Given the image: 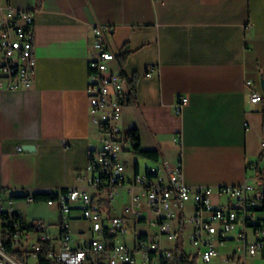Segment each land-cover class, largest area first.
<instances>
[{"label":"crops","instance_id":"0c3cea01","mask_svg":"<svg viewBox=\"0 0 264 264\" xmlns=\"http://www.w3.org/2000/svg\"><path fill=\"white\" fill-rule=\"evenodd\" d=\"M9 5L35 12L34 83L0 90V185L13 189L26 217V194L86 187L92 175L89 152L100 145L101 133L90 119L88 55L91 30L98 24L113 26L107 33L116 54L111 68L134 87L121 124L126 131L138 129L143 149L159 153L155 161L128 147L137 156L130 168L125 149L128 181L143 172L141 158L144 171L180 164L188 185L255 181L264 190V99L251 102L246 84L253 79L264 96V0H0L1 7ZM153 66L157 70L148 75ZM181 95L189 102L177 114ZM127 185L118 187L114 199L102 193L106 215L124 213ZM125 194L128 202L117 200ZM219 202L225 199L214 195ZM48 205L44 220L55 226L59 207ZM139 210L127 215L131 232L121 240L157 232L152 222L159 214L146 202ZM192 211V202H186L172 224L183 229ZM79 219L76 210L74 224ZM74 227V236L87 235L90 222ZM164 245L173 247L169 241Z\"/></svg>","mask_w":264,"mask_h":264},{"label":"built area","instance_id":"2783aa9c","mask_svg":"<svg viewBox=\"0 0 264 264\" xmlns=\"http://www.w3.org/2000/svg\"><path fill=\"white\" fill-rule=\"evenodd\" d=\"M34 20L35 12L31 9L0 6V90L26 89L34 83ZM113 29L112 25L98 24L91 30L87 93L90 119L98 126L101 137L100 145L92 146L89 152L87 168L92 175L88 185L58 189L46 200L59 207L55 232L42 218L28 220L16 206L13 189L0 185V264H39L42 257L59 264H135L139 255L151 264H174L177 250L184 248L178 241L182 229L174 228L171 221L188 201L193 204L187 218L191 225L189 240L199 246L203 260L209 262L217 256L218 245L231 239V232L243 241L245 256H264V215L259 214L263 211L264 190L255 181L218 187L192 186L183 181L181 165L172 167L169 163L164 168L148 166L128 181L122 153L130 143L121 118L124 107L131 103L132 93L122 73L111 68L116 54L107 33ZM156 70L157 67H150L147 74ZM246 84L250 101H263L257 83L247 79ZM188 102L189 98L181 95L175 113L182 114ZM176 140L182 142L181 134ZM126 183L130 201L124 204V213L106 215L100 200L102 193L106 191L114 199L118 187ZM214 195L225 202L215 204ZM24 200L36 202L33 193L26 194ZM144 202L159 214L152 222L157 232L151 236L138 234L130 245L120 239L128 230L126 217L140 213ZM76 210L80 218L90 222L89 235L82 233L76 237L72 233ZM250 230L254 235L251 241ZM163 237L177 240L178 247L165 246ZM8 244L19 253L9 249Z\"/></svg>","mask_w":264,"mask_h":264},{"label":"rangeland","instance_id":"374dc122","mask_svg":"<svg viewBox=\"0 0 264 264\" xmlns=\"http://www.w3.org/2000/svg\"><path fill=\"white\" fill-rule=\"evenodd\" d=\"M126 149H128L127 151H125L126 161L128 162V166L131 168L137 156L129 148H126ZM140 163H141V171H144L145 160L140 158ZM117 200H119L120 202H123V201L128 202V195L126 194L124 195V200H121V197H118ZM49 207L50 206L47 203H30L29 206L26 207L27 213H28L27 214L28 220H32V218H39V217L43 219L45 218L46 220H48L49 215L46 212H49ZM79 220L80 221L75 223L77 224V226L84 225V222H87V224L89 223V221L84 218H80ZM75 224L72 220V231L73 232L75 230V227H74ZM148 225L149 223L142 224L143 227L148 228L150 229V231H152V227ZM172 225L175 228L177 224L173 223ZM51 227H52L51 229L53 230V232H55L56 231L55 226H51ZM190 228H191V225L189 222H187L182 229V234H181L180 240L178 241L180 242V244H182L184 251L196 257V264H237L239 262L241 263L246 262V264H264V256L262 255H257L256 257L245 256L244 250H243V241L239 239L237 237V234L234 232H231V235H230L232 237L231 239L226 240L224 244L218 245V255L213 257L211 261L207 262L203 260L202 255L198 253L199 246L193 245L190 242L189 240ZM130 232H131L130 228L128 227L126 236L129 235ZM86 233H88L87 235H89L88 230H86ZM162 239H163V243L169 241L167 240L166 237H163ZM253 239H254V235H253V232L250 230L249 231V241ZM178 241L172 240V241H169V243L173 245L174 248H177ZM127 243L132 245L133 241L128 239ZM229 256L230 257L233 256V257L232 259H230V261L226 262L225 259ZM32 261L35 263L34 260ZM135 264H151V263L148 261H144L139 255L138 260Z\"/></svg>","mask_w":264,"mask_h":264},{"label":"trees","instance_id":"16d2710c","mask_svg":"<svg viewBox=\"0 0 264 264\" xmlns=\"http://www.w3.org/2000/svg\"><path fill=\"white\" fill-rule=\"evenodd\" d=\"M131 93H132V99H131V102H132L133 98H134V87L132 86V84H131ZM262 127H263V133H264V104H263V108H262ZM127 135H128L130 147L132 148V150L136 154L141 155L147 159H151V160H155V161L159 160V153L157 150H145L141 147L140 134H139L138 129L134 128V129L128 130ZM260 158L261 159L264 158V150L261 152ZM136 165H137V162L135 163V166ZM61 189H67V187H64ZM55 193H56V191L38 192V193H33V196L35 198V201H46L48 198L52 197ZM262 208L264 211V202H263ZM7 246L9 249L14 251L15 253H19L18 251L13 250V247L10 244H8ZM173 263L174 264H196V257L190 253H187L184 250H182V251L177 250V253L175 255ZM39 264H59V263L53 262L51 260H48V259L42 257L39 260ZM237 264H243V263L239 262Z\"/></svg>","mask_w":264,"mask_h":264},{"label":"water","instance_id":"95a60500","mask_svg":"<svg viewBox=\"0 0 264 264\" xmlns=\"http://www.w3.org/2000/svg\"><path fill=\"white\" fill-rule=\"evenodd\" d=\"M262 86L264 88V79H262ZM24 148L31 149V145H25Z\"/></svg>","mask_w":264,"mask_h":264}]
</instances>
